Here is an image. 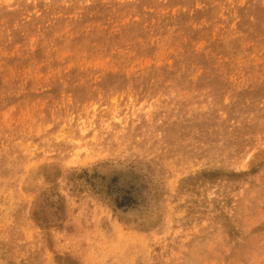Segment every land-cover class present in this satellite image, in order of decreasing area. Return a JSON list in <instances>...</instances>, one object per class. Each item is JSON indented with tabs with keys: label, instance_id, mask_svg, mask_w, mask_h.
Listing matches in <instances>:
<instances>
[{
	"label": "rangeland",
	"instance_id": "374dc122",
	"mask_svg": "<svg viewBox=\"0 0 264 264\" xmlns=\"http://www.w3.org/2000/svg\"><path fill=\"white\" fill-rule=\"evenodd\" d=\"M0 264H264V0H0Z\"/></svg>",
	"mask_w": 264,
	"mask_h": 264
},
{
	"label": "trees",
	"instance_id": "16d2710c",
	"mask_svg": "<svg viewBox=\"0 0 264 264\" xmlns=\"http://www.w3.org/2000/svg\"><path fill=\"white\" fill-rule=\"evenodd\" d=\"M123 205H124L123 202L122 203L121 202L120 203L119 202H116V206L117 207H122Z\"/></svg>",
	"mask_w": 264,
	"mask_h": 264
}]
</instances>
